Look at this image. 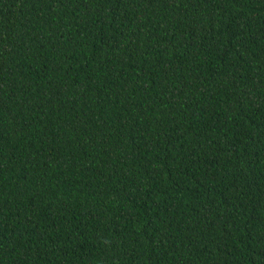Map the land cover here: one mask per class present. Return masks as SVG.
Masks as SVG:
<instances>
[{
	"label": "trees",
	"instance_id": "1",
	"mask_svg": "<svg viewBox=\"0 0 264 264\" xmlns=\"http://www.w3.org/2000/svg\"><path fill=\"white\" fill-rule=\"evenodd\" d=\"M0 264H264V0H0Z\"/></svg>",
	"mask_w": 264,
	"mask_h": 264
}]
</instances>
